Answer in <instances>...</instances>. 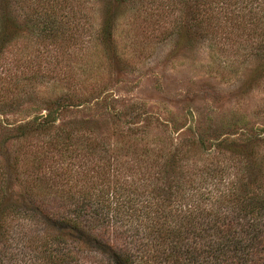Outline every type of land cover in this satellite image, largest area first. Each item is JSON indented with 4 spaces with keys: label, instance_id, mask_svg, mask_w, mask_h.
<instances>
[{
    "label": "rangeland",
    "instance_id": "1",
    "mask_svg": "<svg viewBox=\"0 0 264 264\" xmlns=\"http://www.w3.org/2000/svg\"><path fill=\"white\" fill-rule=\"evenodd\" d=\"M194 1L97 0L82 11L86 18L59 16L65 38L28 33L23 44L7 46L0 168L13 188L109 189L126 174L147 177L167 156L183 168L184 159L222 158L224 144L234 147L229 141L264 126V61L253 55L264 0ZM34 6L15 9L23 15ZM106 17L110 32L100 30ZM61 96L67 104L53 105ZM43 103L56 120L34 129L29 123L46 112ZM46 229L41 242L56 235ZM60 241L52 250L70 253L60 264H110L72 237Z\"/></svg>",
    "mask_w": 264,
    "mask_h": 264
},
{
    "label": "trees",
    "instance_id": "2",
    "mask_svg": "<svg viewBox=\"0 0 264 264\" xmlns=\"http://www.w3.org/2000/svg\"><path fill=\"white\" fill-rule=\"evenodd\" d=\"M95 1L0 0V57L28 33L65 38L59 16L86 18L82 11ZM24 3L35 6L20 15L15 6ZM103 20L100 30L110 32L113 18ZM260 38L253 55L264 61V29ZM43 104L46 112L29 123L34 129L56 120L54 108ZM243 135L229 141L234 147L224 144L222 158L184 159L183 168L182 160L167 156L147 177L129 172L109 189L13 188L0 168V264H60L70 253L52 245L59 240L56 246H63L64 236L106 255L110 264H264V126ZM46 228L56 235L41 242Z\"/></svg>",
    "mask_w": 264,
    "mask_h": 264
}]
</instances>
